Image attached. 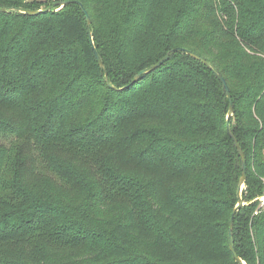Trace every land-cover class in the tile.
I'll list each match as a JSON object with an SVG mask.
<instances>
[{"label":"trees","instance_id":"1","mask_svg":"<svg viewBox=\"0 0 264 264\" xmlns=\"http://www.w3.org/2000/svg\"><path fill=\"white\" fill-rule=\"evenodd\" d=\"M46 1L0 0V264H239L243 162L215 73L247 160L236 252L264 264V0H187L140 50L131 16L149 28L171 0ZM176 48L208 65L178 52L132 84Z\"/></svg>","mask_w":264,"mask_h":264},{"label":"water","instance_id":"2","mask_svg":"<svg viewBox=\"0 0 264 264\" xmlns=\"http://www.w3.org/2000/svg\"><path fill=\"white\" fill-rule=\"evenodd\" d=\"M68 2H65V3H61V7H64ZM79 3V2H77ZM80 4V3H79ZM81 6V9L83 11V13L85 14L86 16V21H87V26L90 27L91 25V18L90 16L88 15V12L87 10L84 8V6L82 4H80ZM51 10V7H48L46 9H42V10H38V11H35V10H25V9H21V12L22 13H25V14H29V15H39V14H42V13H47L48 11ZM8 10L6 8H0V13H4V12H7ZM89 37H90V42H91V45H92V48L94 50V54H95V57L97 59V62L98 64L100 65V67L102 69H105V65L103 63V60L101 58V56L99 55L96 47H95V44H94V40H93V35L92 33L89 31ZM178 52H184L190 56H192L193 58L197 59L198 61H200L201 63L205 64V65H208V62L207 60L202 57L201 55L193 52V51H190V50H187V49H183V48H176V49H173L171 50L159 63H157L156 65H153L149 68H146L145 70L141 71L140 73H138L132 84L133 83H136L138 81V79L143 76V75H146V74H150L152 73L153 71H155L156 69L160 68L161 66H163L172 56H174L176 53ZM216 77L221 81L223 87H224V90H225V93L228 97V100L230 102V109H229V112H228V116H227V130H228V133L230 135V137L233 139L236 147L238 148V151L241 155V158H242V162H243V174H242V177L240 179V182H239V187H238V197H239V203L238 205L236 206V208L234 209L233 211V214H232V217H231V221H230V227H229V243H230V251L232 252L233 254V257L234 259L239 263V264H247L245 261H243L237 254L236 252V248H235V240H234V234H233V229H234V223H235V216L237 214V212L245 205H247V203L244 202L243 198H242V192H243V189H244V186H245V181L247 179V160H246V156L239 144V141L237 140V138L235 137V135L233 134L232 132V129H231V124H230V120L231 118L233 117L234 115V112H235V105H234V102H233V99H232V95H231V92H230V89H229V86L225 80V78L220 75V74H217L215 73ZM106 81L108 83V86L113 88V89H116L113 85H111L109 82H108V75L106 73Z\"/></svg>","mask_w":264,"mask_h":264},{"label":"rangeland","instance_id":"3","mask_svg":"<svg viewBox=\"0 0 264 264\" xmlns=\"http://www.w3.org/2000/svg\"><path fill=\"white\" fill-rule=\"evenodd\" d=\"M135 3L137 0H133ZM45 2H47L45 0ZM187 0H171L168 4H166L164 7H162L158 12H156V17L154 19V25L147 27H143L142 24H140V19L142 16V11L138 7L140 4L136 3V7L138 9L137 13H133L131 16L130 22H129V28H128V36L129 39L135 42V47L137 48L139 46V50L142 49L144 46H142L144 39H149L151 36H153L154 41L160 42V38H162V35L164 31L167 29L169 24L171 22L175 21L176 13L178 8H183L186 5ZM47 4V5H46ZM45 5L40 6L36 11L42 10L43 8L46 9L48 6V3ZM48 8V7H47ZM112 18V9H107L104 12V16L101 18H98L100 22H106ZM257 21V20H256ZM101 23V24H102ZM243 27L249 29L251 31L253 27V21L246 20L243 22ZM226 29L230 32L228 26H226ZM233 33L236 37V31L231 32ZM239 38V37H237ZM138 41V43H137ZM146 49V48H145ZM138 54H142L140 52H136ZM264 56V55H262ZM3 115V113H2ZM0 142H3L0 138ZM245 187V186H244Z\"/></svg>","mask_w":264,"mask_h":264}]
</instances>
